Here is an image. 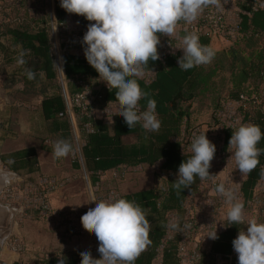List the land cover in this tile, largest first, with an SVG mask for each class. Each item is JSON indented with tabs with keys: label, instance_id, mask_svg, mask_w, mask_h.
Wrapping results in <instances>:
<instances>
[{
	"label": "trees",
	"instance_id": "trees-1",
	"mask_svg": "<svg viewBox=\"0 0 264 264\" xmlns=\"http://www.w3.org/2000/svg\"><path fill=\"white\" fill-rule=\"evenodd\" d=\"M253 2L254 0H246L237 4L241 10L237 22L239 31L232 45L228 49L215 52L210 63L187 71L178 67L177 60L182 55L175 48L177 42L157 33L160 40L157 46L159 59L149 61L143 67V78L136 77L141 90L156 102V113L160 120V128L156 132L146 131L139 123L129 129L123 117L116 113L97 116L98 111L118 105L116 90L110 91L102 78L98 77V73L87 63L83 54L84 46L72 47L69 43L71 29L78 27L85 34L87 25L94 22L85 20L83 16L67 13L61 9L59 0L55 2V20L61 24L57 41L66 90L70 95L86 92L89 97L85 110L77 112L76 118L82 143L81 155L91 187L94 188L100 183V177L104 173L140 167L151 168L156 165L159 166L161 174L159 178L164 176L165 179L159 188L107 195L108 198L117 196L139 204L150 223V244L139 255L135 264H181L183 259L188 264H238L232 241L243 225H229L226 217L222 229L216 232L218 239L208 238L205 245L199 243L184 254L179 251L181 226L190 214L195 197L200 193L202 180L196 177L195 182L181 192L175 189L174 181L181 162L191 156V141L185 134L184 125L190 117L192 103L208 94L211 81L217 73H235L229 58L232 49L242 47L247 50L250 47L249 42H259L264 37V10L253 11ZM27 6V0H10L9 5L2 8L5 12L0 23V85L20 96L41 99L39 110L47 134L43 142L53 139L71 142L72 124L66 116L59 117V114L65 112V99L58 80L50 19L43 16L34 18L29 14L31 9ZM70 22L72 28L69 26ZM188 33L190 32L186 30L183 34ZM197 35L202 45L209 46V38L200 33ZM21 51L26 52V64L23 66L17 64ZM263 51L260 50L255 55L250 52V56L242 61L243 65L238 71L243 78L242 83L235 88H227L226 95L219 98L217 105L237 101L240 95L248 94L247 89H251L253 93L258 91L264 81ZM27 69L35 71L34 80L27 79ZM138 106L141 111L146 110L147 99L142 98ZM237 115H242L241 109H238ZM243 123L257 125L264 132V113H245ZM234 129L230 125L223 126V151L228 150ZM257 147L264 149V139H261ZM0 163L4 170L19 177L38 173V159L34 148L1 154ZM237 171L239 172L238 169ZM242 176L236 198L244 204V210H248L256 198V187L264 180V155L259 157V164L255 169ZM22 186H35V183L27 179ZM210 200L216 201L214 208L220 211L217 199ZM177 218L179 230L174 231L168 225ZM82 250L84 249L46 256L34 264H58L60 256L64 257L65 264H80ZM90 253L95 259L101 258L95 252Z\"/></svg>",
	"mask_w": 264,
	"mask_h": 264
},
{
	"label": "clouds",
	"instance_id": "clouds-1",
	"mask_svg": "<svg viewBox=\"0 0 264 264\" xmlns=\"http://www.w3.org/2000/svg\"><path fill=\"white\" fill-rule=\"evenodd\" d=\"M59 4L67 13L94 22L87 25L82 37L83 54L109 90H116L117 114L123 117L129 129L139 123L146 131H158L156 102L141 90L136 77L142 75L149 61L159 59L157 33L169 38L176 36L179 21H196L209 6H219V0H59ZM176 49L183 52L177 64L184 71L208 64L215 56L213 49L200 43L196 33L184 35L181 46ZM25 55V51L19 53L18 65L26 64ZM26 76L34 80L36 73L27 69ZM142 98L147 99L143 111L138 106ZM261 139L264 132L251 123H241L232 130L228 148L240 173H250L259 164V157L264 155V149L257 147ZM71 151V145L64 140H57L53 145V156L57 159L68 156ZM190 151V158L178 167L174 181L177 192L189 188L196 177L204 180L212 176L209 169L216 146L205 132L193 137ZM215 191L228 205L229 225L247 226V230L241 229L232 241L238 264H264V222L252 219L245 223L244 204L224 184L217 185ZM93 202L94 206H90L80 220L85 229L95 234L101 258H93L90 251L84 249L80 264H135L150 244V223L142 207L125 198L98 199L90 194L88 204ZM168 226L178 231L179 219ZM207 237L218 239L216 230ZM58 264H65L64 257L60 256Z\"/></svg>",
	"mask_w": 264,
	"mask_h": 264
},
{
	"label": "crops",
	"instance_id": "crops-1",
	"mask_svg": "<svg viewBox=\"0 0 264 264\" xmlns=\"http://www.w3.org/2000/svg\"><path fill=\"white\" fill-rule=\"evenodd\" d=\"M245 1L246 0L237 1L235 3L234 6L236 9L233 12L234 17L231 19V27L238 22V16L241 13L237 4ZM53 17H55L54 12L50 16V20L54 21ZM184 22L183 20L178 22L177 26H179V24H181V26H179V30L176 31V36L169 38L164 35L167 39L177 42L175 48H179L181 38L184 36ZM69 26H72L71 22ZM57 40L58 38L56 36V39H53V43L58 52L59 47ZM176 50L183 55L180 49ZM57 59L56 67L60 77V80H58L60 81L62 90L66 91V81L62 70L60 54ZM20 97L23 96L18 95L13 90L3 89L0 85V155L26 148H34L38 159V173L28 177H19L14 173L4 170L0 163V264H24L31 259L35 260L36 263L40 259L53 254L70 253L81 249L92 251L90 247L94 242L88 237L89 235L83 237H65L54 230L49 224L37 219L34 215L32 217L16 215L12 210L15 205L12 204V202H8L3 196V191L6 187H19L24 184L27 179L33 180L35 185L42 181H48L55 185V188L48 194V202L51 208L58 211L85 209L81 207L84 204L83 197L80 196L81 194H76L75 189L72 187L75 183H79L78 180H80L81 176L89 182L81 155L82 143L77 128V121L72 123V141H66L71 145L72 151L68 156L57 159L53 156V145L57 140H45V142H43L47 134L39 110L41 99L24 101L21 100ZM24 98L25 97H23V99ZM194 103L191 105L190 115L193 112ZM194 122L195 119L191 120V117L187 120V124ZM227 151L232 155L230 148H228ZM221 163L224 164L225 161H221ZM227 165H229L228 168H226L225 165H221V168L226 171L229 180L231 165L228 162ZM111 172L104 173L100 177V183L93 189L101 191L104 177ZM238 176V180L235 186H233L235 190L238 189L240 181L243 178L242 175ZM263 185L264 180L260 182L255 189L256 198L250 204L251 210L253 209V215L245 219V223H247L248 219H256L259 222H264V197L261 194ZM150 188H155V186L135 189L132 192L121 194L133 193ZM105 189L104 192L101 191V193H99V196L106 197L107 195L117 194L113 190ZM71 191L73 192L71 193ZM242 229L246 231L247 226L243 225ZM11 238H16L18 241L22 242V244L25 245V251L20 253L11 251L7 245ZM234 256L237 257L235 252Z\"/></svg>",
	"mask_w": 264,
	"mask_h": 264
},
{
	"label": "built area",
	"instance_id": "built-area-1",
	"mask_svg": "<svg viewBox=\"0 0 264 264\" xmlns=\"http://www.w3.org/2000/svg\"><path fill=\"white\" fill-rule=\"evenodd\" d=\"M62 9V8H61ZM63 10V9H62ZM252 10H264V3L262 0H254L252 3ZM54 21L50 20V31L53 39L58 38V30L61 24H58L53 17ZM223 16L216 10L212 12V8H206L199 18L192 23H187L186 30L190 33H200L206 36L210 41L216 38L222 31H224ZM231 32H238V23L233 27H229ZM84 33L78 27H75L69 31V43L72 47H79L82 45V37ZM210 47V44L209 46ZM56 59L61 52L56 51ZM139 78H143L142 75ZM65 99V112L59 114V117L66 116L71 124L77 121L76 113L80 110H85L89 103V97L86 92L76 93L74 95L68 94L67 90H62ZM252 94V93H251ZM221 108L214 112V118L217 121L226 120L220 126H239L243 123L245 113H253L260 111L264 113V81L260 85L257 92L252 95L242 94L237 101L222 103ZM238 109H241L242 115H237ZM231 115H228V114ZM200 135L199 133H193L190 136V141L193 137ZM231 155L228 151H223L222 148L216 150L213 160L211 161V167L209 173L212 175L209 178L202 180L200 193L192 204L190 214L185 219L181 226L179 251L184 254L189 250L195 248L199 243L206 244L208 235L213 231L216 232L222 229V223L224 221L221 211L215 210L214 206L216 201H211V198L220 201V196L215 188L219 185V180L214 170L212 169V163L218 159L220 161H226L231 165L230 176L233 177L242 175L237 171L235 160L230 158ZM23 185V184H22ZM19 186L13 188L12 186L6 187L3 191V196L8 202H12L15 207L12 209L16 215L36 216L37 219L49 224L54 230L58 231L65 237H83L87 236L89 231L85 229L81 223L80 217L87 210H73V211H58L51 208L48 202V194L51 192L55 185L48 181H42L35 186ZM262 196L264 197V185L262 187ZM236 191L238 194L239 187ZM235 195V196H236ZM9 249L15 253L25 251V248L20 241L16 238H11L7 243ZM101 257V256H100ZM222 262L221 259H219ZM181 264H188L185 259L181 261Z\"/></svg>",
	"mask_w": 264,
	"mask_h": 264
},
{
	"label": "rangeland",
	"instance_id": "rangeland-1",
	"mask_svg": "<svg viewBox=\"0 0 264 264\" xmlns=\"http://www.w3.org/2000/svg\"><path fill=\"white\" fill-rule=\"evenodd\" d=\"M237 1H244V0H219V6H209L212 8V12L215 10L219 12L223 16V21H224V31H222L219 35L216 36V38L212 39L210 42V48L214 50V52H220L222 50L228 49L232 43L235 41L236 37L238 36L236 32H231L229 30L231 19L234 17L233 12L235 11V3ZM10 0H0V23L3 20V11L6 6L9 5ZM28 8L31 9L29 11V14L31 13V16L34 18H41L42 16L45 17L47 20L50 19V16L55 10V2L56 0H27ZM264 3V0H262ZM11 9H9L10 12ZM12 17L14 16L13 14L11 15ZM200 17V16H199ZM198 17V18H199ZM236 17V16H235ZM184 28L183 31H186V26L187 23L184 22L183 24ZM181 26V24H179ZM179 26L177 30H179ZM71 26L70 28H72ZM250 47L247 48V50H243L242 47L239 49L235 48L232 49L229 53V58H230V65L234 67V72L232 74L229 73H217L213 80L211 81V87L208 92V94L201 100L195 101L193 105V112L191 113L190 117L191 120L195 119L194 123H189L184 125V131L186 132L185 134L188 135L189 137L193 133H199L203 134L205 132V135L207 139L213 143L216 146V150L221 149L222 143L224 140L223 132H222V126L219 124L224 123L226 120L224 119L222 122L219 120H215L214 118V112H216L218 109L221 108V104L217 105V102H219L220 99L224 98L226 95V89L227 88H235V86H239L243 78L241 74L238 73L239 69L242 67V61L246 60L245 58H248L250 56V52L253 53V55L257 54L260 50H264V37L261 41L259 42H249ZM181 46V42L179 44V47ZM263 48V49H262ZM55 50V46H54ZM182 51V50H181ZM264 52V51H263ZM252 55V56H253ZM251 56V57H252ZM58 60V59H57ZM57 64V61H56ZM0 68H1V53H0ZM58 72V71H57ZM58 79L60 80V77L58 75ZM2 78L0 77V83H1ZM60 83V81H59ZM248 90V91H247ZM246 92H248L247 95H252L254 94L251 89H247ZM250 91V92H249ZM88 92V91H87ZM252 93V94H251ZM21 100L24 101H29L31 100L30 98L25 97H20ZM220 98V99H219ZM216 107V109H215ZM118 112V105H113L108 108H106L103 111H98L97 116L98 117H104L109 114H113ZM228 115H231L230 113ZM219 123V124H218ZM77 126V124H76ZM238 126H234V128H237ZM221 165H225L226 168L229 167L227 165V162L221 163L220 160L216 159L212 163V169L214 170L215 174L217 175V178L219 180L220 184H224L227 190H230L234 197L236 198V191L233 186H235L238 177L239 176H234L233 179L231 178L229 174V180L228 176L225 170L221 168ZM159 172V166L156 165L154 167L148 168V167H142L139 169H130V170H121L119 172H111L108 173L103 181H102V189L101 191L104 192L105 190H113L115 193H127V192H132L135 189H141V188H146V187H161L163 182L165 181L164 176H160ZM79 183H75L72 187L75 189L76 194H81L80 196L83 197L84 204L81 207H84L85 209L82 210H88L90 206H94V202L89 205L88 204V197L90 194H96L95 196L98 199H107L106 198L100 197L99 193H101L100 190H95L90 186V183L86 181V179L81 176L80 180H78ZM81 182V183H80ZM77 188V189H76ZM73 191H71L72 193ZM221 196V195H220ZM238 201H240L238 198H236ZM220 205L222 207H220ZM217 206L218 209H220V213L223 215V217H226V213L228 210V205L225 202V198L222 197L220 201H217ZM87 207V208H86ZM81 210V209H80ZM216 210V209H215ZM253 215V209H245L244 210V216L245 219L248 217L250 218ZM249 220V219H248ZM88 233V237H90L93 240V245L90 247L91 252H95L97 254L100 253L98 252V245L99 242L93 232L91 230ZM22 244V242H21ZM23 245V244H22ZM25 248V245H23ZM50 256V255H49ZM35 260L31 259L30 261H26L24 264H34Z\"/></svg>",
	"mask_w": 264,
	"mask_h": 264
},
{
	"label": "water",
	"instance_id": "water-1",
	"mask_svg": "<svg viewBox=\"0 0 264 264\" xmlns=\"http://www.w3.org/2000/svg\"><path fill=\"white\" fill-rule=\"evenodd\" d=\"M0 127H1V125H0Z\"/></svg>",
	"mask_w": 264,
	"mask_h": 264
}]
</instances>
